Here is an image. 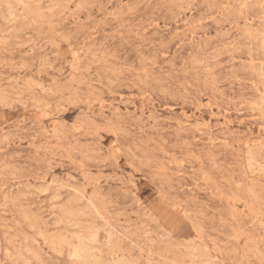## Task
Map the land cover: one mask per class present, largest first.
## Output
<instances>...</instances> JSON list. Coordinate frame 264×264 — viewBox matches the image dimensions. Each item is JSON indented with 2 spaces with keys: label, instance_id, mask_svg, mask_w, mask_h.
Segmentation results:
<instances>
[{
  "label": "rangeland",
  "instance_id": "obj_1",
  "mask_svg": "<svg viewBox=\"0 0 264 264\" xmlns=\"http://www.w3.org/2000/svg\"><path fill=\"white\" fill-rule=\"evenodd\" d=\"M0 112V264H264V0H0Z\"/></svg>",
  "mask_w": 264,
  "mask_h": 264
},
{
  "label": "bare ground",
  "instance_id": "obj_2",
  "mask_svg": "<svg viewBox=\"0 0 264 264\" xmlns=\"http://www.w3.org/2000/svg\"><path fill=\"white\" fill-rule=\"evenodd\" d=\"M232 2V1H231ZM22 5V4H21ZM8 15V14H7ZM12 18V17H11ZM8 19H9V17H8ZM7 20V19H6ZM30 23H31V21H30ZM191 24V23H190ZM194 33V32H193ZM68 48V47H67ZM26 49V48H25ZM258 51V50H257ZM212 53V52H211ZM54 55V54H53ZM73 56H74V53H73ZM205 63V62H204ZM205 69H206V67H205ZM67 71V70H66ZM261 73V72H260ZM38 78V77H37ZM17 80V79H16ZM32 83V82H31ZM34 83V82H33ZM38 86V85H37ZM263 88H261V90H262ZM41 92H42V90H41ZM228 101V100H227ZM37 103V102H36ZM38 104V103H37ZM21 112V111H20ZM1 113V112H0ZM19 114H21V113H19ZM245 145V144H244ZM243 146V145H242ZM249 156V155H248ZM249 162H251V160L249 161ZM245 163V162H244ZM251 167V166H250ZM247 169V168H246ZM248 170V169H247ZM49 182V181H48ZM49 184V183H48ZM149 186V185H148ZM3 188V187H2ZM25 189V188H24ZM45 190V189H44ZM69 190H70V188H69ZM43 191V190H42ZM75 192V191H74ZM154 192V191H153ZM39 193V192H38ZM42 193V192H41ZM39 195V194H38ZM254 200V199H253ZM85 201H87V203H89L88 202V199L86 200L85 199ZM66 204V203H65ZM91 206V205H90ZM1 208V207H0ZM91 208H92V206H91ZM236 211H238V210H236ZM96 215H97V213H95ZM201 215V214H200ZM25 218V217H24ZM32 218V217H31ZM52 223V222H51ZM29 229V228H28ZM243 229V228H242ZM60 234V233H59ZM38 235H39V233H38ZM74 235V234H73ZM104 235V234H103ZM41 236V235H40ZM106 236V235H105ZM250 236V235H249ZM251 237V236H250ZM41 238V237H40ZM88 239H90V237L88 238ZM93 239V238H92ZM107 239V238H106ZM41 240V239H40ZM50 240V239H49ZM46 241V240H45ZM91 241V240H90ZM53 243V242H52ZM36 244V243H35ZM58 247V246H57ZM81 247V246H80ZM26 248V247H25ZM12 249V248H11ZM72 249H73V247H72ZM83 249V248H82ZM82 250H80V252H81ZM75 252V251H74ZM92 252V251H91ZM4 253V252H3ZM29 253V252H28ZM193 253V252H192ZM258 253V252H257ZM58 254V253H57ZM145 257V256H144ZM70 258V257H69ZM71 259V258H70ZM117 260V259H116ZM27 262V261H26ZM207 263V262H206ZM120 264V263H119Z\"/></svg>",
  "mask_w": 264,
  "mask_h": 264
}]
</instances>
